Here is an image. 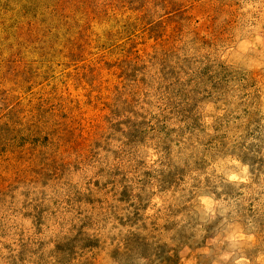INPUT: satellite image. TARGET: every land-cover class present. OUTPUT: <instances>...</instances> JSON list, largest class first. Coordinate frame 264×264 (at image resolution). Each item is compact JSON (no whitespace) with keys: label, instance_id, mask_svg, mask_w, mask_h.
<instances>
[{"label":"rangeland","instance_id":"1","mask_svg":"<svg viewBox=\"0 0 264 264\" xmlns=\"http://www.w3.org/2000/svg\"><path fill=\"white\" fill-rule=\"evenodd\" d=\"M0 264H264V0H0Z\"/></svg>","mask_w":264,"mask_h":264}]
</instances>
